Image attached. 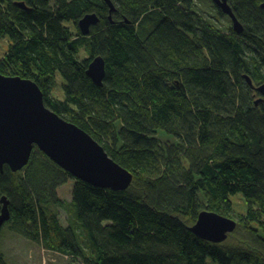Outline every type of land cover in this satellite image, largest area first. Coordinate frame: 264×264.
I'll return each mask as SVG.
<instances>
[{"label": "trees", "instance_id": "16d2710c", "mask_svg": "<svg viewBox=\"0 0 264 264\" xmlns=\"http://www.w3.org/2000/svg\"><path fill=\"white\" fill-rule=\"evenodd\" d=\"M112 2L109 19L103 0H0V38L10 40L0 74L36 82L45 106L132 173L129 187L111 190L36 156L23 173L5 164L12 228L84 264H264V99L255 103L244 77L264 83V0H229L240 33L222 31L194 0ZM87 13L98 21L82 35ZM94 56L105 61L101 85L86 75ZM55 73L63 101L50 97ZM67 175L70 203L56 195ZM236 193L244 213L233 209ZM47 204L65 205L72 225ZM204 210L236 221L223 242L189 230Z\"/></svg>", "mask_w": 264, "mask_h": 264}, {"label": "water", "instance_id": "95a60500", "mask_svg": "<svg viewBox=\"0 0 264 264\" xmlns=\"http://www.w3.org/2000/svg\"><path fill=\"white\" fill-rule=\"evenodd\" d=\"M103 1L109 7L111 19L115 10L113 2ZM211 1L229 16L232 29L240 33L243 26L227 0ZM17 4L25 7L24 3ZM97 21L95 13L85 14L77 22L80 33L87 35L90 25ZM104 74V59L101 56L92 57L86 75L101 85ZM244 77L255 91L261 93L255 103L264 99V83L255 87L248 76ZM35 145L56 165L92 186L123 190L131 184L132 173L114 161L90 134L45 106L43 93L36 82L0 74V169L5 164L14 172L23 168ZM9 219V198L0 195V230ZM235 226L234 219L204 210L189 230L203 240L221 243Z\"/></svg>", "mask_w": 264, "mask_h": 264}, {"label": "rangeland", "instance_id": "374dc122", "mask_svg": "<svg viewBox=\"0 0 264 264\" xmlns=\"http://www.w3.org/2000/svg\"><path fill=\"white\" fill-rule=\"evenodd\" d=\"M227 2L229 4V0H227ZM194 3L196 5L197 12L201 13L207 20L216 23L222 31H226L227 28L231 26V19L227 16L217 14L216 10H214L212 7L213 4L211 0H194ZM216 17H218L217 20H215ZM9 43V39L7 40V38L5 37L0 38V59L3 58L7 53ZM84 55L86 56V58H89L87 57V54L85 52ZM79 57L82 59L83 55L79 53ZM261 84H258L256 86L253 84V86L257 87ZM61 85V76L59 73H55L52 78V87L50 93V97L52 99L58 101L64 100V89L61 87ZM256 92L259 94V97L255 93V96H252L253 99H259L261 96V93L259 91L256 90ZM120 124V120L116 119L114 122L115 128H118ZM155 137L162 142L173 143L175 141L172 135L168 134L165 130L162 129L157 130ZM175 143L176 141L173 144ZM35 156L43 160L47 159L54 163L51 158L45 155L35 145L27 164L31 162V160ZM25 166L18 171H21V173H23ZM58 167L62 169L60 166ZM64 177L66 178L65 183H61L56 188V195L65 203H70V201L72 200V192L75 180L71 177H68V175ZM231 201L233 203V209L236 213H244L245 201L241 193L232 195ZM45 206L47 207L49 213H54L56 215L58 223L61 224L64 228L70 227L72 225L71 222L74 220V215L72 213H69L65 205L57 206L53 204H47ZM0 254L2 255L3 260L6 264H84L82 258L80 257H74L57 252L45 247L41 241L28 238L16 232L12 228V224L9 221H6L0 230ZM206 264L214 263L210 259H207Z\"/></svg>", "mask_w": 264, "mask_h": 264}, {"label": "bare ground", "instance_id": "6f19581e", "mask_svg": "<svg viewBox=\"0 0 264 264\" xmlns=\"http://www.w3.org/2000/svg\"><path fill=\"white\" fill-rule=\"evenodd\" d=\"M63 170H64V169H63ZM64 171H65V170H64ZM66 172H67V171H66ZM71 177H73L74 179L78 180L76 177H74V176H72V175H71ZM64 183H65V182H64ZM214 213H215V212H214ZM224 217H225V216H224Z\"/></svg>", "mask_w": 264, "mask_h": 264}]
</instances>
